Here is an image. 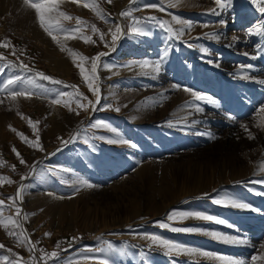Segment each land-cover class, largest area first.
<instances>
[{"label":"rangeland","instance_id":"obj_1","mask_svg":"<svg viewBox=\"0 0 264 264\" xmlns=\"http://www.w3.org/2000/svg\"><path fill=\"white\" fill-rule=\"evenodd\" d=\"M83 1L91 2L60 0L59 10L73 19H61L59 23L75 28L79 17L86 22L83 34L95 43L65 39V33L54 32L59 36L57 42L41 26L45 37L38 39L30 31L15 27L13 4L0 10V43L10 42L9 47H0V54L6 57L0 60V86L11 76L28 78L36 72L63 82L57 85L37 78L38 84L50 90L48 96H42L40 88H33V95L12 101L6 92H0L4 100L0 103V151L2 140H6L10 147L22 145L24 153L33 157L15 189H5L7 181L0 183V200L5 202L2 216L17 218L19 207L20 224L35 245V250L29 251L31 245H20L8 234L11 225L8 229L0 225V264H100L104 259L109 264H222L200 254L168 255L166 249L144 238L151 234L218 256L250 261L264 251L260 247L264 244V113L259 112L264 106V84L260 83L264 80V35H250L248 30L264 24V13L252 0H231L230 4L223 0L222 8L216 0H95L103 10L102 18L90 7L79 9L78 3ZM145 4L158 7L145 8ZM213 9L217 14H212ZM128 10L130 16L119 15ZM149 16L167 21L174 29L184 27L183 37L169 39L155 20L146 19ZM137 21L147 34L131 31ZM117 23L122 35L114 49L105 47L99 33L92 32V25L106 34L110 44V30ZM188 23L192 25L190 30ZM209 33L218 34L220 39L206 35ZM69 49L89 58L86 71L92 57L106 53L98 68L101 99L95 111L91 106L88 111L78 108L75 98L64 97L59 104L51 102L57 98V91H75L65 85H76L88 98L81 103L95 101L80 75L79 56H73ZM165 50L168 55L158 73L138 66L144 61L155 64ZM21 64L31 71L19 67ZM246 65L252 68L241 67ZM243 74L254 79L240 78ZM184 88L211 97L214 103L194 101ZM63 101H68L67 106ZM194 104L203 111L195 112ZM116 107L120 111H115ZM28 120L39 122L43 151L30 150L17 135L36 139ZM96 121L116 131L91 127ZM77 133L78 138L67 145L58 139L67 140ZM15 167L7 162L0 164V176L13 175ZM81 180L92 186L80 185ZM20 185L24 187L21 198H17ZM51 195L70 204V213L58 216L47 210L46 199ZM221 198H235L259 211L213 202ZM13 200L16 207H10ZM173 209L203 212L226 224L194 217L168 221ZM160 222L219 231L248 243L228 244L203 232H173L159 227ZM58 242H62L59 247ZM108 244L116 251H108ZM52 252L58 256L45 255Z\"/></svg>","mask_w":264,"mask_h":264},{"label":"snow or ice","instance_id":"obj_2","mask_svg":"<svg viewBox=\"0 0 264 264\" xmlns=\"http://www.w3.org/2000/svg\"><path fill=\"white\" fill-rule=\"evenodd\" d=\"M23 2L25 5L29 6L31 9L35 10L36 18H37L40 26L45 30V32L49 36L52 37V39L54 41H57V42L59 41V36L54 34V32H56V33H65L66 34L64 36L65 39L79 38V39H82L85 43H95V41H93L90 36H86L83 34L82 26H85L86 22L81 20L79 17L76 18V27L75 28H65L59 23V21L61 19H63V20L73 19V17L68 15L66 12L59 10L60 0H38V2H33V0H23ZM130 2L135 3L136 0H130ZM252 2L256 6L257 10L260 13H264V0H252ZM216 3L221 8L225 7L223 0H216ZM228 3L230 4L231 0H228ZM84 6L92 8V10L94 12H96V14L98 16H101L103 18V10L99 7L98 4L95 3V0H91L90 3H85ZM143 7H145V8H157L158 5L157 4H145V5H143ZM159 10L164 11V8L160 7ZM53 14H55V15H53ZM212 14H217L214 9L212 10ZM119 15L121 17H128L131 15V10L121 11ZM146 19L148 21L155 20L156 23L161 28H164L166 30V32L168 33L169 39H181L184 35V31H185L184 27H181L179 29H174L170 25H168L167 21H160L154 16H149ZM173 19L176 20L177 23H183L178 17H173ZM221 23L223 24L225 22L221 21ZM138 25H139V21L136 22V26H134L131 31L135 34H138V35L147 34L144 31V29L139 27ZM191 27H192V25L190 23H188L187 28L190 30ZM205 27H207V25H205ZM122 31L123 30H122L121 26L117 23L115 25L114 30H110L111 43L109 44V42L105 40L106 34L104 32H101L98 28H96L95 25H92V32L93 33H99V38L102 42H104L105 47H111L113 49L115 48L117 41L121 37ZM248 31H249L250 35L251 34L264 35V24L257 25L255 27L249 29ZM67 33H71V35H67ZM206 35H210L212 38H214L216 40L220 39V36L216 33H209ZM233 39H236V38L234 37ZM9 44H10V42H3V43H0V47L7 48V47H9ZM61 47L63 50V46H61ZM188 47H193V45L188 44ZM68 51L73 56H79L81 63L77 64V66L80 69V75H81L82 79L85 81L89 91L92 92L93 96L95 97V103H93L91 100L88 101V104L81 103L82 100H87L88 98L86 96H84V94L82 92L79 91V89L77 88L76 85H65V87H71V88L75 89V91L74 92L57 91L56 92L57 98L52 99L51 102L53 104H59L62 102V98H64V97L75 98V101H76L78 108H81L84 111H88V107L91 106L92 109L95 111V110H97L96 105H98L100 103V99H101V90H100L99 82H98L99 81L98 68L101 66L100 65L101 57L106 55V53L100 52L96 56L92 57L90 68L86 71L85 62H87L89 58L85 57L83 55H80L79 53L73 52L71 49H69ZM167 55H168V51L165 50L162 57H161V60L156 62L155 64H150L149 62L144 61V62H138V66L141 69H150L152 72L158 73L161 70L162 62L167 57ZM245 55H248V53H245ZM253 58H256V57H253ZM5 59H6V57L3 54H0V60H5ZM209 63H212V61H209ZM7 66H9V65H5V67H7ZM131 66L132 65H127V67H131ZM11 67H17V66L15 64H12ZM19 67H21L25 71H31L30 69H28L27 65L21 64V65H19ZM103 67L109 68V65L104 64ZM241 67L242 68L247 67L250 69V68H252V65H246V66H241ZM2 72H3V68H0V74H2ZM37 78H39L41 80H45V81H51L53 84H57V85L63 84L62 81L55 80L52 77L45 75L43 72H36L33 77H28V78H24V77H21L19 75H14V76L9 77L7 80H5L3 82L2 86H0V92H6L8 95V98H10L12 101H15L16 98L19 96H31V95H33L34 93L31 91V89H33V88H40L42 90L40 93L42 96L50 95V90H46L43 88V85L38 84ZM240 78L245 79V80L254 79L253 77H250L247 74L241 75ZM260 83L264 84V80L260 81ZM174 87H179V86H174ZM183 90L185 92H189L194 101H206V102L214 103V101H212L211 97H208L202 93L193 91L192 89H189V88H184ZM63 102L65 103V106H67L68 101H63ZM0 103H4V100L0 99ZM192 106H193L195 112H202L203 111V109L198 104H194ZM107 107L111 108L112 105H107ZM216 107H219V105L217 104ZM115 111H117V112L120 111L119 107H116ZM259 112L264 113V106H262L259 109ZM76 114L79 115L80 113L77 112ZM229 119H233V117L229 116ZM28 123L32 127V130H33L34 135L36 136V139L31 140L28 137L24 136L23 133H17V135H19L21 137V139L23 140V142L28 144L30 147H33V148H36L38 150L43 151V147L40 144L39 132L37 130V125L39 122L38 121L33 122L32 120H28ZM91 127H93V128L108 127L110 131H112V132L116 131L115 129L111 128L109 125H107L103 121H96L95 123H93L91 125ZM241 127H243L246 132L248 131V129L245 125L242 124ZM12 130L15 131V129H12ZM78 136H79V134L77 133L75 135H70L69 139H67V140H64L63 138H58V139H61V143L63 145H67L69 143L74 142L78 138ZM249 136L251 137L250 132H249ZM101 139H103V138L101 137ZM109 142L115 143V142H125V141H109ZM133 147H135V145H133ZM12 150H13V152L16 153L17 157L20 160V163L25 164L26 161L20 156V153L15 149V147H13ZM0 164H3L2 160H0ZM13 169H14V166H13ZM5 181H7L9 184L12 183V181L8 177L0 176V183H3ZM79 183L82 186H87V187L92 186L86 180H81ZM23 187H24L23 185H20V187L17 189V191H16V197L17 198H21V193L23 191ZM76 191H79V187L76 188ZM9 199H13V198H9ZM213 202L216 204H219L221 206H225V207H232V208L245 209V210H251V211H259L258 209L253 208L250 204L238 201L235 198L215 199ZM4 207H5V202L3 200H0V225H3L5 229H8L9 225H11L12 230H10L8 232V234L15 236L17 241H18V244H20V245H25V244L31 245V247H29V251H34L35 245L32 244L31 241L29 240V238L25 235L26 230L23 229V227L21 226L20 221L18 219V217H20V214H21V209L19 207H16L15 200H13V203H12V205H10V207H16V217L17 218H14L12 216L4 218L2 216V212H3ZM188 217H194V218L204 220V221H212V222H215L216 224H222V225L226 224L225 220L218 218L216 216H213V215H208L206 213L199 212V211H179L176 209H173L167 215V220L168 221L184 220V219H187ZM227 226L232 227V225H227ZM159 227L170 228V230L173 232H185V233L203 232L204 234L209 235L218 241H222V242L228 243V244L243 245V244L248 243L247 240L241 239V238L236 237V236L226 235V234L219 232V231H208V230H204V229H201L198 227H172L170 224L164 223V222H160ZM15 229H19V232H17ZM45 235H50V233H45ZM144 238L149 240L152 245H156V246H159V247L166 249V254H168V255H172V254H175V255L200 254V255L207 256L211 259L219 260L222 262V264H264V251H261L257 255H253L251 257L250 261H245L242 259H235V258H231V257L218 256V255L211 253V252H208V251H201L198 249L190 248V247H187L181 243L163 238V237L156 235V234L146 235ZM73 239H76V238L74 237ZM60 243H62V242L57 243V247L60 246ZM0 247H3V245H0ZM260 247L262 249H264V244H261ZM40 251L43 253L42 249ZM87 251H93V249H87ZM95 251L104 252L105 249H95ZM108 251H116V250L112 248L111 244H108ZM45 255H47L49 257H57L58 256V254L56 252L47 253ZM85 258H90V257H85ZM41 259L42 260L44 259L43 255L41 256ZM17 264H19V261L17 262ZM33 264H35V261H33ZM45 264H47L46 261H45ZM66 264H67V262H66ZM100 264H109V261H108V259H104V260L100 261Z\"/></svg>","mask_w":264,"mask_h":264},{"label":"bare ground","instance_id":"obj_3","mask_svg":"<svg viewBox=\"0 0 264 264\" xmlns=\"http://www.w3.org/2000/svg\"><path fill=\"white\" fill-rule=\"evenodd\" d=\"M0 4H1L0 10H2V9L5 10L6 8H8L7 6L11 7L13 4V7H11V8H14V9H13L11 14L13 15V22H14V25L17 29H19V30L25 29L27 31H30L32 33V35H34L38 39L40 37L41 38L45 37V33H44L43 29L40 27V24H39L36 16L34 17L31 14L33 10L30 11L29 6L25 5L24 3H23L24 5L22 3L20 4V2H16L15 0H0ZM84 4H85L84 1H83V3H78L79 9L88 8V7H85ZM14 5H15V7H14ZM34 11H33V14L35 13ZM100 88H101V86H100ZM93 103H95V101ZM46 207H47V210L54 211L56 214H58V216H62L64 214L67 215V213L69 214L71 211L70 210L71 209L70 204L62 202L60 200V198H58L54 195H51L50 197H48L46 199ZM136 224H138V223H134V225H136Z\"/></svg>","mask_w":264,"mask_h":264},{"label":"crops","instance_id":"obj_4","mask_svg":"<svg viewBox=\"0 0 264 264\" xmlns=\"http://www.w3.org/2000/svg\"><path fill=\"white\" fill-rule=\"evenodd\" d=\"M19 138L21 139L20 136H19ZM31 140H35V139H31ZM21 141H23V140L21 139ZM2 142L4 144H3V146L1 145L2 147H1V151L0 152L3 151L4 153L0 154V159L3 161V163L7 162L9 166L10 165L16 166L15 167V173L8 177L12 181V183L11 184L8 183V185L5 186V189L12 190V189H15L17 181L19 179H22L26 175V173L28 171V165L32 162L33 157L29 156L27 154V152L24 153V148H22V145H20V147H15V149L20 153V156L26 161L25 164H21L19 158L16 155V153L13 152V150H12L13 146L10 147L9 146V142L7 143L6 140H2ZM28 148L30 150H34V148L30 147V146ZM8 154L11 155L12 157L11 156L8 157ZM32 156H34L33 153H32ZM7 186H9V187H7Z\"/></svg>","mask_w":264,"mask_h":264}]
</instances>
